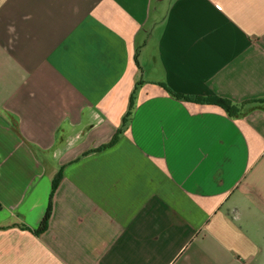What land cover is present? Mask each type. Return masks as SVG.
<instances>
[{
    "label": "crops",
    "instance_id": "0c3cea01",
    "mask_svg": "<svg viewBox=\"0 0 264 264\" xmlns=\"http://www.w3.org/2000/svg\"><path fill=\"white\" fill-rule=\"evenodd\" d=\"M0 264H264V0H0Z\"/></svg>",
    "mask_w": 264,
    "mask_h": 264
},
{
    "label": "trees",
    "instance_id": "16d2710c",
    "mask_svg": "<svg viewBox=\"0 0 264 264\" xmlns=\"http://www.w3.org/2000/svg\"><path fill=\"white\" fill-rule=\"evenodd\" d=\"M176 97L180 98V96H176ZM182 98H184V97H182ZM132 100H133V98L131 99V103H132ZM197 102L205 103L204 101H201V100H198ZM251 102H256L257 103V101H251ZM210 103L214 104V105H217V106H220L223 109H225L226 112L229 114V116H236L238 114V112L241 110V108L239 106L233 105L230 100L225 99V98H221V97H218V96L214 97L213 100L210 101ZM130 116H131V111L129 110V111H127V113H126V115H125V117L123 119V124H122L121 128L119 129L117 135L113 138V140L111 141L109 146L113 145L116 142L118 136L123 132V130H124L125 126H126V122H127V120L129 119ZM105 147H108V146H105ZM61 172H62V170H61ZM61 172L58 174V176L53 181V191L55 190V188L57 187L59 181L61 180V177H62ZM48 218H49V215H47L44 218V220H43V222H42V224L40 226L39 231H43V230L46 229Z\"/></svg>",
    "mask_w": 264,
    "mask_h": 264
}]
</instances>
